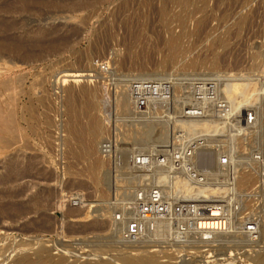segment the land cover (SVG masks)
Returning a JSON list of instances; mask_svg holds the SVG:
<instances>
[{
    "label": "rangeland",
    "instance_id": "374dc122",
    "mask_svg": "<svg viewBox=\"0 0 264 264\" xmlns=\"http://www.w3.org/2000/svg\"><path fill=\"white\" fill-rule=\"evenodd\" d=\"M0 35L33 52L29 64L13 61L15 78L25 75L17 111L28 147L3 144L15 128L0 121V260L40 247L67 264L118 263L125 246H151L164 264H245L264 253V101L255 86L264 85V0H0ZM165 78L169 104L160 97L139 112L131 83ZM200 80L208 85L197 95ZM82 85L93 91L81 94ZM70 100L89 105L82 124L90 114L101 124L100 168L69 134ZM154 188L168 205L163 218L138 209L136 194L150 201ZM133 221L142 225L135 238L125 234Z\"/></svg>",
    "mask_w": 264,
    "mask_h": 264
},
{
    "label": "bare ground",
    "instance_id": "6f19581e",
    "mask_svg": "<svg viewBox=\"0 0 264 264\" xmlns=\"http://www.w3.org/2000/svg\"><path fill=\"white\" fill-rule=\"evenodd\" d=\"M7 6H9V5H7ZM22 6H23L24 9H28V8L29 9L30 8L32 9V7H31L32 5H29V4H23ZM10 8H12V7H10ZM10 8L9 7H6L5 10L8 11V12H10L9 11ZM18 10H20V8ZM56 40H58V39H56ZM179 40H180V37H176V36H172L170 38V40H169V46L171 48V60L172 61H173L174 58H176V52L180 49ZM39 41H41V40H39ZM46 42H45V44H46ZM38 44H39V42H38ZM25 45H26L25 42H20V41H14V40H12L11 39V36H10L9 39L8 38H4V37L2 39L0 37V60L3 57H6L8 59V61H6V63L8 65L7 70L9 71V74L6 75V76H1V74H0V121H1V123L4 122L7 126H11V127L15 128V132L13 134L14 135L13 136V139L12 140H9L7 138L5 141H3V144H5V145L20 144V145H22L24 147H28V144L29 143L24 138L23 132L21 131L22 120L20 121L21 118L19 117V114H18V111H17L19 109V107H20L19 106L20 105V101H21V98L23 96V90L21 88V82H25V79H24L25 78V75L23 76L22 74H19V78H18L17 75H16L17 78H15V69L17 68V64H15V62H13V61H19L22 64H24V63L29 64V61H30V59H31V57L33 55V52L30 50L31 48H28V46L27 45L25 46ZM47 45H48V43H47ZM51 46H56V45L54 44V45H51ZM4 70H6V69L4 68ZM0 71H1V69H0ZM71 74H72V72H71ZM71 74H68L66 77L67 78H72L73 75H71ZM3 75H4V73H3ZM55 80H54V82H55ZM66 80L68 82L70 79H66ZM59 81H60V79L59 80H56L57 84H61ZM17 84H18V86H20V90L14 89V88L17 87ZM255 86L258 87L259 90H261V94H262L261 95V98H262V101H264V85H262V86L255 85ZM101 88H103V86L100 87V89ZM80 89H81V94H83V95L88 94V93H91L93 91V88L92 87H89L87 85H82ZM100 89H99V91H100ZM233 89L234 88H232V90ZM237 89L238 88H236V90ZM36 90H38V89L37 88L32 89V92H35ZM105 91H107V90H105ZM235 94H236L235 97L239 98L240 99L239 100L240 102L241 101L243 102L245 100V97H246L245 93L237 94V91H236ZM69 95L70 96H73L72 90L69 91ZM27 97H29V96H27ZM87 97H89V96H87ZM84 103L83 104H82V102L77 103L75 100L74 101L70 100V103L68 104V106H69V112L71 113V116H72L71 117V122L69 124V134L71 135L72 138H74V140H76V142H78L79 145H81L83 147L82 150H84V152L86 154H88V155H95L96 156L92 160L93 161L92 162V166L94 168H100L102 166V164H103L102 163L103 157H101L99 155L97 156V153H98V150L99 149L97 150L96 134H97L98 131L101 130L102 127H101V124H100L99 120L95 118L96 115L95 116H91V114H90V116L88 115V117H87V120H88L87 123L85 125L82 124V121L81 120L83 118V115L86 112H88V109L87 108H89V105L86 102H84ZM88 103H89V101H88ZM23 105H25V104H23ZM228 111H229V109H228ZM230 111H232V110H230ZM233 112L235 114V111H233ZM234 114L232 116H234ZM36 118H37V116H36ZM31 122H33V121H31ZM46 125H51L52 126L53 125L52 120L48 118L47 121H46ZM7 126H6V128H7ZM204 126L206 127V124L203 123L201 125V128H203ZM249 175L250 174L248 173V174H245V175H242L241 177H239L238 182H237L238 185L243 186V185H246L247 183H249V177H248ZM37 204L38 205L40 204L39 203V200H38V203ZM101 215H104L105 217H108V216L110 217L111 212L108 210L104 214L102 213ZM145 218L146 217H144V219ZM161 218H163V217H161ZM201 231L202 230H200V232ZM203 233H205V232H203ZM140 234H142V232ZM184 234H186V233L184 232ZM150 247L151 246H145V247L135 248L133 246L132 247L131 246H125L123 248H120L119 250L120 251L121 250L123 251L122 256L118 259L120 261L118 263H109V264H164L161 261L160 256L154 255L153 253L150 252V250H149ZM23 251H26V250H23ZM50 251L47 248H45V247H40L39 250L37 252H35L36 253L35 256H32L31 254L30 255H28V254L27 255H19L18 254L19 256H17L16 255L17 254V251H16V249H14L8 255H5L0 260V264H7V263L8 264H67L68 259H67V256L64 253L61 254V255H59V256H56L55 257L54 255L53 256L51 255ZM12 252H14V253L11 254ZM132 252H135L136 254L135 253L133 254ZM141 252L144 253L142 256H141V254H142ZM246 260L247 261L245 262V264H264V253L261 256L260 255H258V256L255 255V256H252V257H248V259H246ZM81 262H83V261H81ZM84 264H102V262L99 263V262L89 261V262H86ZM171 264H173V263H171Z\"/></svg>",
    "mask_w": 264,
    "mask_h": 264
},
{
    "label": "built area",
    "instance_id": "2783aa9c",
    "mask_svg": "<svg viewBox=\"0 0 264 264\" xmlns=\"http://www.w3.org/2000/svg\"><path fill=\"white\" fill-rule=\"evenodd\" d=\"M172 79L171 78H165V79H137L134 80L131 83L130 86V91H131V96L133 101L135 102V105L137 106V109L139 112H143L145 111L146 108L154 105V103L156 101L160 100V97H162L164 99L165 102H167L169 104V102L172 100ZM193 85H195V89L197 92V95L199 94L200 91H205L206 87L208 84H205V81H196V84L193 83ZM209 91H206V93H208V96H212L213 95V86H209ZM213 100V99H212ZM219 105H221V103H219ZM219 108H225V110H223V113H227L228 114V108L225 106V103L223 102V106ZM203 109H199V112L203 111ZM227 111V112H226ZM225 114H223L224 116ZM226 116V115H225ZM102 150L103 153H109L111 150V145L108 143H105L102 145ZM179 159H180V155L175 157V160H177V166L180 165L179 163ZM149 158H145V157H140L138 158L137 163L140 165L143 164H148ZM161 162L164 163V159H161ZM179 168V167H178ZM189 170H191L190 167H188ZM192 176L196 178V173L194 171H192ZM199 179V181L203 180V177L198 176L197 177ZM160 188H154L150 191L149 193V199L150 201H146V193L144 192V190L139 191L136 194V200L138 201V209L139 211L147 216H157V217H165L168 215L169 210H168V205L167 203H163L162 202V195L160 193ZM187 203L185 204H178L176 206V213L181 212L179 210V208L182 207V212H185L186 208H187ZM118 218L120 219V215L118 216ZM219 226L222 227L223 222L222 219L219 220ZM142 225L138 224L137 221H133L131 223V227L129 228V230L127 229V232H125L126 236H132L131 233H133L134 235L132 236L133 238H135V233L137 232L138 228H141Z\"/></svg>",
    "mask_w": 264,
    "mask_h": 264
}]
</instances>
